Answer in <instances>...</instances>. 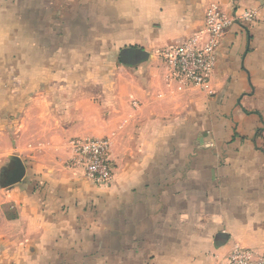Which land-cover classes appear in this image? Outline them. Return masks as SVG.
<instances>
[{
    "label": "crops",
    "instance_id": "crops-1",
    "mask_svg": "<svg viewBox=\"0 0 264 264\" xmlns=\"http://www.w3.org/2000/svg\"><path fill=\"white\" fill-rule=\"evenodd\" d=\"M211 7L233 22L199 88L173 77L163 53ZM125 49L146 58L122 63ZM0 83L3 98L28 99L37 143L54 152L13 187L24 233L2 264L264 255V0H0ZM88 138L108 141L107 186L73 164L71 141Z\"/></svg>",
    "mask_w": 264,
    "mask_h": 264
},
{
    "label": "built area",
    "instance_id": "built-area-1",
    "mask_svg": "<svg viewBox=\"0 0 264 264\" xmlns=\"http://www.w3.org/2000/svg\"><path fill=\"white\" fill-rule=\"evenodd\" d=\"M240 20L250 22L253 12L240 15ZM233 19L224 15L217 7H211L204 15L203 28L184 43L170 47L163 58L173 77L184 84L207 87L215 65L216 49ZM73 164L82 171L85 180L95 186H107L113 178V166L109 159V144L105 139H75L70 143ZM227 264H264V255L235 246L231 249Z\"/></svg>",
    "mask_w": 264,
    "mask_h": 264
},
{
    "label": "rangeland",
    "instance_id": "rangeland-1",
    "mask_svg": "<svg viewBox=\"0 0 264 264\" xmlns=\"http://www.w3.org/2000/svg\"><path fill=\"white\" fill-rule=\"evenodd\" d=\"M2 93V84L0 83V264L6 261L15 263L16 258L11 257V254L19 248L18 243L21 242L24 233L22 225L16 222L17 208L12 192L14 186L2 187L6 172L12 167L10 158L17 156L25 167H28L37 158L47 159L54 155V152L40 147L37 143L38 136L35 131L39 129L40 125L36 120H32L33 118L30 119L35 115L23 113V106L28 99L14 96L3 98ZM43 104L47 105L48 101ZM48 117L51 118L54 115H47ZM44 123L46 124L47 121ZM43 143L47 142L43 140ZM65 150L57 152L58 156H64Z\"/></svg>",
    "mask_w": 264,
    "mask_h": 264
},
{
    "label": "water",
    "instance_id": "water-1",
    "mask_svg": "<svg viewBox=\"0 0 264 264\" xmlns=\"http://www.w3.org/2000/svg\"><path fill=\"white\" fill-rule=\"evenodd\" d=\"M146 58V53L141 50L135 49H125L120 53V61L122 63L128 62L130 59H135L137 61L144 60ZM12 167L6 172L5 181L2 185L3 188L12 187L21 183L26 174V168L22 160L17 157H11ZM225 238L224 235H220L216 238V245L221 246L224 242L221 241Z\"/></svg>",
    "mask_w": 264,
    "mask_h": 264
},
{
    "label": "flooded vegetation",
    "instance_id": "flooded-vegetation-1",
    "mask_svg": "<svg viewBox=\"0 0 264 264\" xmlns=\"http://www.w3.org/2000/svg\"><path fill=\"white\" fill-rule=\"evenodd\" d=\"M6 176V175H5Z\"/></svg>",
    "mask_w": 264,
    "mask_h": 264
},
{
    "label": "trees",
    "instance_id": "trees-1",
    "mask_svg": "<svg viewBox=\"0 0 264 264\" xmlns=\"http://www.w3.org/2000/svg\"><path fill=\"white\" fill-rule=\"evenodd\" d=\"M136 50V49H135Z\"/></svg>",
    "mask_w": 264,
    "mask_h": 264
}]
</instances>
